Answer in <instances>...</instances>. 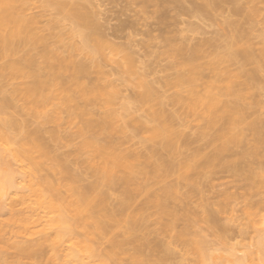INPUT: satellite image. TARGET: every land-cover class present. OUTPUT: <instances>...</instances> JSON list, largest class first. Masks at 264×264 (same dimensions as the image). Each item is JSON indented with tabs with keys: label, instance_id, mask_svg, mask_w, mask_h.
Returning <instances> with one entry per match:
<instances>
[{
	"label": "clouds",
	"instance_id": "9594fccd",
	"mask_svg": "<svg viewBox=\"0 0 264 264\" xmlns=\"http://www.w3.org/2000/svg\"><path fill=\"white\" fill-rule=\"evenodd\" d=\"M0 264H264V0H0Z\"/></svg>",
	"mask_w": 264,
	"mask_h": 264
}]
</instances>
